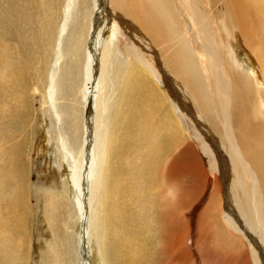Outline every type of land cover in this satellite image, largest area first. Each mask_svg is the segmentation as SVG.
<instances>
[{
    "label": "bare ground",
    "instance_id": "1",
    "mask_svg": "<svg viewBox=\"0 0 264 264\" xmlns=\"http://www.w3.org/2000/svg\"><path fill=\"white\" fill-rule=\"evenodd\" d=\"M28 1L18 0L7 15L30 29L42 20L39 14L50 15L53 0H30L31 7ZM81 3L67 0L63 26L81 15ZM88 7L84 27L77 30L73 25L72 36L57 47L58 61L49 60V96L42 84L37 88L45 92L43 118L49 115L51 139L61 134L70 147L65 160L81 225L78 234L62 235L68 241L64 250L49 241L40 264H92L89 238L98 264H169L170 256L179 258V264H219L213 249L219 246L232 254L230 264H264V0H88ZM124 25L133 31V45L120 60L113 40ZM43 33L50 38L39 44L51 49L50 27ZM220 35L250 56L252 75L238 68L236 50L226 49ZM40 52L43 73L49 51ZM140 66L148 79L142 78ZM0 80L10 85L0 88L7 103L0 102V194L7 192L0 205V264H16L6 261L3 248L7 243L13 251L28 252L30 236L25 228L11 230V211L29 210L23 197L30 177L27 174L25 181V171L19 176L10 172L9 149L14 148L16 158L27 156L33 130L27 129L31 119L24 107L18 119H5L24 96V71L2 72ZM125 95L126 108L120 102ZM169 101L194 126L201 156L190 144L193 163L202 167L204 161V177L214 184L211 199L218 197V205L210 202L207 212L196 216L193 225L187 223L184 231L177 229L186 222V211L169 212L177 195L168 173L176 166L181 173L191 161L183 159L181 166L170 161L167 168L171 154L179 158L187 152L181 149L185 141L178 119L168 113L171 106L166 103L168 112L164 108ZM56 153L58 159L59 150ZM37 199L53 235L54 215L48 209L62 211L68 221L76 216L73 208L65 207L67 196L58 199L49 192ZM169 226L175 229L171 235ZM201 226L215 234L216 244L206 245V250L205 242L213 240ZM189 241L191 252L200 253L203 263L192 262Z\"/></svg>",
    "mask_w": 264,
    "mask_h": 264
},
{
    "label": "rangeland",
    "instance_id": "2",
    "mask_svg": "<svg viewBox=\"0 0 264 264\" xmlns=\"http://www.w3.org/2000/svg\"><path fill=\"white\" fill-rule=\"evenodd\" d=\"M22 1V0H21ZM82 1L79 10L81 12V15L76 17V20L74 18L73 21H71L68 25L63 26V15L64 10L67 7V0H53L52 5L53 8L50 12V15L47 17L39 14L37 17H41L42 20H37L35 23H33L29 28L21 27V25H18V21L16 17L13 19L7 15V12L9 9H16L15 6L16 3H18V0H0V73L7 71V74L9 70L14 68H21L22 73L24 71L25 74V82H24V91L23 89L20 90L17 94H21L22 91L24 92L23 98L20 100L19 104L16 105V107L13 110H10L9 113L6 114L5 119L7 121H11L14 119H18L19 117V110L22 112V107H24L26 110L25 112L28 113L29 119H31L29 126L27 129L33 130L32 139L30 141V145L27 146L28 150H31V152L27 156H23L21 158H16L14 154V148L10 147V157L9 163L12 165V167L8 166V169L10 172L15 173L16 176H19V174L23 171H25V181L27 178V174L30 177V182L27 190V198L23 197V204L24 207H29V210L26 209L22 211H11L14 213V220L11 225V230H17L25 228L27 235H29V243L27 245L28 252L26 253L22 248H20L17 251H13V246L10 244L5 245L3 248L6 252V261L16 264H40L42 260L43 254L47 252V244L50 241L51 243L54 242L55 245H58L56 247V250L62 249L64 250L66 246L68 245V241L66 240L64 242V239L62 237L63 234L65 236L69 235L68 231H72L75 234H78L81 229L79 216L76 215L74 209H75V202H76V193H75V187L73 184V176L72 171L68 167L65 156H66V149L70 152V147L68 146L67 140L61 135L55 136L54 139H51L49 135V130L51 129V123L49 115H46L45 118H43V106L45 104V95L43 92V89L47 88L52 76V70L53 68H49V60L50 59H56L58 61L59 56L57 53V47L61 44L62 40L66 41L69 36H72V26L74 25V29H81L84 27V24L86 23V20L83 19V13L89 12L88 7V0H80ZM14 2V3H13ZM29 6L31 7L32 4ZM126 4V3H125ZM127 5H130V3H127ZM32 11V10H31ZM177 12V9H176ZM178 13V12H177ZM122 16L133 23L127 16V14L122 13ZM17 22V23H16ZM46 26H49L51 29L52 34V44L51 49H47L46 46L43 45V43L39 44V41L42 39V41H46L50 36L47 35L43 37V31ZM23 28V29H22ZM224 35H220V38H222ZM224 39V38H222ZM224 44H226V49H235L237 53H235L234 58L236 60V64L238 68H240L242 71L249 73L252 75V72L255 71V67L253 64V61L251 60L250 56L244 51V49L240 45L234 46V44L227 39H224ZM228 42V44H227ZM232 46H231V45ZM40 45V46H39ZM133 45V31L128 25H124L123 28H121L120 31H118L113 40V46L116 50V53L118 54V57L120 60L126 59L127 56V49ZM228 45V46H227ZM45 47V49H43ZM232 47V48H231ZM42 49V50H40ZM41 52H40V51ZM44 51V52H42ZM49 51V58L48 62L46 64L45 71L41 73V64L38 58V53H48ZM157 55H160L159 53H156ZM137 65H139L138 62ZM140 70L143 71V77H146L147 79L149 76L147 75L146 71L142 66L138 67ZM42 84L43 89L38 91V86ZM10 86L6 82L0 80V88H6ZM160 91L166 92L165 89H162V87L157 86ZM126 89V85L123 86L122 90ZM47 95H48V88L46 89ZM49 96V95H48ZM0 102L3 104H7L5 101L4 96L0 94ZM121 104L124 106V108L127 107L128 104V97L125 95L122 99H120ZM164 103V108L169 111L171 106L172 111L168 112L171 118L178 119L181 127V131H183V142L184 146H182L181 149L183 151H187L183 156L176 157L177 155L171 154L170 159L167 161V168L171 167V163L175 162L178 163V166H181L184 163V160H189L191 162L189 163V168L182 171L181 173H177L179 170L177 169L173 170L174 173H168V177L174 181V186L176 190L177 196L174 199L173 206L170 207V213L171 214H177L179 211V208H183L186 212V218L184 217L186 222H182V224L177 229L185 230L188 228L187 223H191L192 225L195 222V217H199L202 214H205L208 209L207 206L210 202H212L213 206L218 205V197H213V200L211 199L212 193L214 191V184L207 182V180L204 177V171H206V167L204 166V161L201 162L202 167H197L195 163H193L192 159V146H189L190 144L195 147V153H197L199 156H201L200 151V144L196 140V130L194 126L192 125L191 121L187 118H184L180 114L177 113L175 108V103L172 101H169ZM166 103L169 105H166ZM49 101L47 102L48 108ZM119 104V102H118ZM167 107H169L167 109ZM197 108L200 109L201 107L197 105ZM53 117H55V114H53ZM217 129L220 130V125L215 126ZM57 128V125H56ZM25 132V129L21 131V135H23ZM193 137V138H192ZM193 141V142H192ZM188 145V146H187ZM191 147V148H190ZM56 150H59V157L56 158ZM30 155V157H29ZM175 155V156H174ZM23 159H25L27 162L24 163ZM176 159V161H174ZM181 159V160H179ZM183 160V161H182ZM203 160V159H202ZM171 161V163H170ZM178 161V162H177ZM123 162V161H122ZM121 162V166H122ZM170 163V164H169ZM170 166V167H169ZM206 184V185H205ZM178 185V186H177ZM67 186V187H66ZM212 186V187H211ZM49 192H53L58 199H63L67 196L68 202L65 205V207L73 208V213L76 215L74 219L67 220L62 211L59 210H47L50 211L52 219L56 230L53 235V232L48 228L47 222L44 221V213L46 210L44 209V205L42 203L38 202V196L39 195H46ZM7 194V192H4L3 194H0V205L2 203V199ZM75 196V197H74ZM75 198V200H74ZM212 200V201H211ZM71 205V206H70ZM108 204H106L103 208L100 209L99 217L107 210ZM221 209V207H220ZM85 210H87V214L91 217L92 215V209L89 207V205H85ZM174 210V211H172ZM176 210V211H175ZM1 214V213H0ZM21 214L25 215L24 219H21ZM223 214V212H222ZM221 213L217 216H221ZM4 221V218L0 216V224H2ZM220 221V218H219ZM45 228V229H44ZM202 233H207V237L210 239V241L213 240V242H205L204 249L206 250V245L209 244H216L214 241V232L208 229V227H203ZM206 229V230H205ZM47 230V231H46ZM168 231L170 235L175 231L172 226H169ZM173 240L170 239V244ZM209 241V240H208ZM190 243V244H189ZM188 250L191 255H189L190 258L194 259V261H198L200 263H203L202 260L203 257L200 255V253L195 254L192 251V245L193 243L189 241L188 243ZM204 244V243H203ZM219 246V245H217ZM89 247L91 249L92 254L90 255V261L92 264H98L99 259H96V248L93 244V241L89 238ZM219 246V248L215 247L213 248L216 253H218V256H215L216 260H218L219 264H230L232 257V254H227L224 247ZM211 251V250H210ZM213 252V251H212ZM214 252V253H215ZM20 254V259L17 260L16 254ZM193 254V255H192ZM0 256H1V250H0ZM192 256V257H191ZM198 256V257H197ZM169 258L167 257V262L170 260L169 264H179L180 259L179 258ZM224 257V261L222 258ZM230 257V258H229ZM77 259V256L75 257ZM221 262V263H220ZM234 264H239V262H234ZM241 264V263H240Z\"/></svg>",
    "mask_w": 264,
    "mask_h": 264
}]
</instances>
